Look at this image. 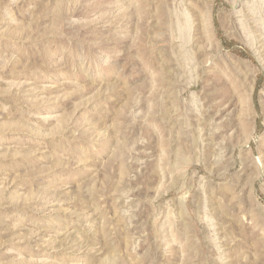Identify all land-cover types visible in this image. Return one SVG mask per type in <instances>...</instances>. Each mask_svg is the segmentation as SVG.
<instances>
[{"label":"rangeland","instance_id":"374dc122","mask_svg":"<svg viewBox=\"0 0 264 264\" xmlns=\"http://www.w3.org/2000/svg\"><path fill=\"white\" fill-rule=\"evenodd\" d=\"M0 264H264V0H0Z\"/></svg>","mask_w":264,"mask_h":264}]
</instances>
